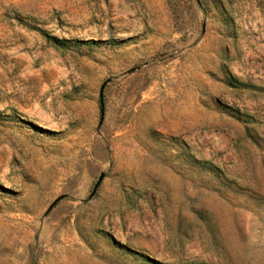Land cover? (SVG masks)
Instances as JSON below:
<instances>
[{
  "label": "rangeland",
  "instance_id": "374dc122",
  "mask_svg": "<svg viewBox=\"0 0 264 264\" xmlns=\"http://www.w3.org/2000/svg\"><path fill=\"white\" fill-rule=\"evenodd\" d=\"M0 264H264V0H0Z\"/></svg>",
  "mask_w": 264,
  "mask_h": 264
},
{
  "label": "trees",
  "instance_id": "16d2710c",
  "mask_svg": "<svg viewBox=\"0 0 264 264\" xmlns=\"http://www.w3.org/2000/svg\"><path fill=\"white\" fill-rule=\"evenodd\" d=\"M47 40L56 47H64L70 43L67 39H60L58 37L46 35ZM95 41H78L79 44H90Z\"/></svg>",
  "mask_w": 264,
  "mask_h": 264
},
{
  "label": "water",
  "instance_id": "95a60500",
  "mask_svg": "<svg viewBox=\"0 0 264 264\" xmlns=\"http://www.w3.org/2000/svg\"><path fill=\"white\" fill-rule=\"evenodd\" d=\"M102 93V92H101Z\"/></svg>",
  "mask_w": 264,
  "mask_h": 264
}]
</instances>
